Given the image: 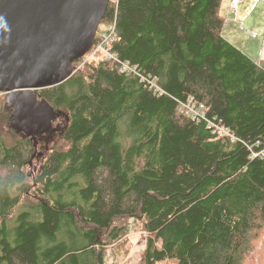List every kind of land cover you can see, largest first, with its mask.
<instances>
[{
    "label": "trees",
    "instance_id": "16d2710c",
    "mask_svg": "<svg viewBox=\"0 0 264 264\" xmlns=\"http://www.w3.org/2000/svg\"><path fill=\"white\" fill-rule=\"evenodd\" d=\"M221 2L108 4L117 61L81 57L35 90L67 121L34 177L33 138L0 128V264H105L129 218L139 264H245L264 230V68L223 36ZM189 97L229 135L180 112Z\"/></svg>",
    "mask_w": 264,
    "mask_h": 264
},
{
    "label": "water",
    "instance_id": "95a60500",
    "mask_svg": "<svg viewBox=\"0 0 264 264\" xmlns=\"http://www.w3.org/2000/svg\"><path fill=\"white\" fill-rule=\"evenodd\" d=\"M109 0H0V93L20 132L48 130L56 112L35 90L64 82L93 45ZM33 152V153H34Z\"/></svg>",
    "mask_w": 264,
    "mask_h": 264
},
{
    "label": "rangeland",
    "instance_id": "374dc122",
    "mask_svg": "<svg viewBox=\"0 0 264 264\" xmlns=\"http://www.w3.org/2000/svg\"><path fill=\"white\" fill-rule=\"evenodd\" d=\"M223 2H226V0H223ZM111 3L112 2L109 0L108 4ZM261 8H264V0H244L236 13L228 12L227 8L223 5L220 10L221 14L225 17H229L232 20L227 22L225 28H223L222 31L224 32V36L227 37L226 32L227 29H229L237 36L236 39L233 40L235 41V44L236 42L242 43V38L244 39L246 35H250L253 19ZM233 20H236L237 22L235 23ZM240 25V28L242 29H239L238 26ZM95 35H97V32ZM104 56V54H99L97 52V54L91 57L89 61L93 58L96 59L97 57L104 58ZM76 66L78 68L81 67L78 63ZM34 92L37 94V91ZM0 105L3 107V114L0 123V128L3 133L2 136H4L8 142H12L14 139H18L17 137H20L21 133L17 128V125H15L12 120L13 109L6 103L5 93H0ZM66 121V113L63 111H57L55 119H53L51 122L48 130L36 134V150L35 152L33 150L34 153H31L28 165L25 166V170L29 176L34 177V174L37 173L51 146L54 144V142H56V140L59 139ZM116 224L118 226L126 225V230L116 240L110 241L103 245L105 255L104 263L139 264L142 250L145 247L146 232L142 229V226L139 224V222L130 218L117 220ZM244 262L245 264H264V230H262L254 240L253 250L250 252V255L245 259ZM160 264H172V262L165 261Z\"/></svg>",
    "mask_w": 264,
    "mask_h": 264
},
{
    "label": "built area",
    "instance_id": "2783aa9c",
    "mask_svg": "<svg viewBox=\"0 0 264 264\" xmlns=\"http://www.w3.org/2000/svg\"><path fill=\"white\" fill-rule=\"evenodd\" d=\"M112 5L117 3V0H110ZM244 2V0H229V10L233 13H236L240 7V5ZM103 28V29H102ZM97 35L96 37V42H93V45L89 51L83 56L84 60H88L91 57H93L97 52L100 54H104L106 59H111L117 61V57L115 56L114 53H112L111 48H112V43L115 38V27L112 22L110 23H100L97 27ZM118 63V62H117ZM119 68L118 70L123 73H134L135 68L128 64L126 61L121 62L118 64ZM75 71V70H74ZM179 109L181 112L184 114L190 116L192 119L193 118H205V108L202 105V103H196L193 101L191 97L187 99L185 103H181L179 106ZM206 119V118H205ZM207 120V126L212 129L213 133H218V135H224L228 133V130L221 125L219 121L215 120ZM264 154V150L262 152ZM256 154L253 153V156Z\"/></svg>",
    "mask_w": 264,
    "mask_h": 264
},
{
    "label": "crops",
    "instance_id": "0c3cea01",
    "mask_svg": "<svg viewBox=\"0 0 264 264\" xmlns=\"http://www.w3.org/2000/svg\"><path fill=\"white\" fill-rule=\"evenodd\" d=\"M254 1V0H253ZM259 1V0H258ZM225 6L228 10V12H231L229 10V0H226V2H221L220 10L222 6ZM221 14V12H220ZM222 15V14H221ZM223 16V15H222ZM224 17V26L227 22L232 21L229 17ZM235 23L236 20H233ZM239 23V22H238ZM239 29L240 26H238ZM223 30V29H222ZM255 30V31H254ZM255 32V33H254ZM227 37L224 36V32L222 31L223 36L232 44H234L236 47H238L240 50H242L244 53H246L256 64L264 68V8H261L260 11H258L257 15H255L253 19V23L251 25V32L250 35H246V37L242 38V43L235 44L234 39H236V34H234L232 31L227 29ZM254 38V39H253Z\"/></svg>",
    "mask_w": 264,
    "mask_h": 264
}]
</instances>
